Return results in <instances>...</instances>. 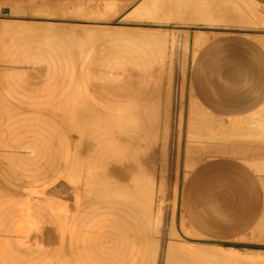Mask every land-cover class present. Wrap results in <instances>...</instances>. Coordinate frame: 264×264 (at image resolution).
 <instances>
[{
  "label": "bare ground",
  "instance_id": "1",
  "mask_svg": "<svg viewBox=\"0 0 264 264\" xmlns=\"http://www.w3.org/2000/svg\"><path fill=\"white\" fill-rule=\"evenodd\" d=\"M62 1L54 15L113 20L121 13L113 3L101 11ZM204 3L139 0L123 22L133 14L205 19L212 12ZM12 7L19 14L43 5L17 0ZM9 20L0 21V264H264L179 244L171 198L128 150L135 143L146 154L151 143L167 165L174 162L178 129L161 110L183 108V100L173 88L164 99L154 67L187 44L183 34L83 24L77 33L69 23Z\"/></svg>",
  "mask_w": 264,
  "mask_h": 264
},
{
  "label": "crops",
  "instance_id": "2",
  "mask_svg": "<svg viewBox=\"0 0 264 264\" xmlns=\"http://www.w3.org/2000/svg\"><path fill=\"white\" fill-rule=\"evenodd\" d=\"M204 4L212 12L210 17L178 23L196 21L193 25L208 27L206 23L214 22V0ZM220 7L221 22L236 27L217 37L209 35L213 38L203 45L189 70L200 111L190 112L186 151L190 148L192 158L204 159L183 184L182 219L199 238L256 247L259 243L245 242L251 241L257 227L263 229H258L260 236L254 242L264 239V0H222ZM186 27L178 34L187 42V31L191 39L195 32H213ZM246 29L252 34L241 32ZM177 50L171 48L168 55ZM184 128L185 118L181 142Z\"/></svg>",
  "mask_w": 264,
  "mask_h": 264
},
{
  "label": "rangeland",
  "instance_id": "3",
  "mask_svg": "<svg viewBox=\"0 0 264 264\" xmlns=\"http://www.w3.org/2000/svg\"><path fill=\"white\" fill-rule=\"evenodd\" d=\"M130 1V0H128ZM127 0H112V1H108V0H93L92 2H86V0H79V3L81 4H85L86 6H88V8H91L89 6L93 7H97V10H105L104 7H106V5L103 3H113L115 4L118 9L120 10L119 12H121L120 14L117 13L116 17L112 18L113 20H94V19H85V18H78V17H73V16H69L67 18L63 17V16H58V15H54L53 11L51 10L53 6L58 7V4H62L64 1H58V0H46V2H44L45 4H40L43 3L42 0H35V2L38 5H43L41 10H36V12H32L28 7H27V12L23 13L20 12L19 14L17 12H15V7L14 4L16 5L17 0H0V8L1 9V13H0V21L4 20H8V21H12L9 19H13L14 21L19 20V23H37L38 19L42 20V21H38V23H46L49 21V24H72L73 26H75V31L77 33L81 32V30L83 29V27H88V26H107L110 28V26H112L111 28L114 29H120L121 27L124 29L126 28H130L128 29V31L131 32H136V31H142L145 33H159L164 35V37H166L167 39H171L175 34L178 33H184L185 31H182L183 28H185V26H187L186 28H189L190 30H198V31H207L209 30V32L211 33L210 30H212L213 32L211 34H208L207 32H199L198 34H196L195 32V36L193 37L194 39H191L192 36L190 35V33H188V31L186 32V34L188 35V42L186 44L185 48H181L178 49L175 52H171L165 61V64L163 66L157 67L155 66V69H159L160 70V75H161V79L159 81V84L163 85V90H164V99H167V93H168V89L169 88H173L175 91L180 92L179 96L176 97V101L177 102H181V100H183V108L179 107V104H176V106L178 105V107H171L169 109L166 108V106L164 108H162L161 112H162V116H163V120L168 121V122H172V127L177 126L178 129V135L176 137H174L177 141H178V147L176 149V155L173 156V163L170 165H167V161L164 158L163 154L160 152V150L158 148H153L151 143H147L148 144V148H146V154H143L142 148L145 146H136L135 143L132 145H130L128 147V150L130 152H132V154H136L139 153V160L138 161L136 159V157H134L133 159L135 160V162L138 164L139 162H143L144 163V168H145V176H148L151 179H154V181L156 182V188L157 191L160 192L161 189H164L167 191L168 196L171 198V211L173 210L172 216L173 219L175 218V227H176V231H177V237H176V241L181 244V245H185V246H195L198 247L200 249H212V250H217L220 251L222 254L224 255H232V257L235 258H244V259H248V260H262L264 259V239L263 241H255L253 238H257L259 237V230L263 229L260 227H257V230L255 231V233L253 232V235L251 237V241H246V244H250V243H259V246L256 247H241L239 246V244H241L238 241H221V240H205L202 238L197 237V234L195 232H193V230L190 228V225H188L185 222V219H182V212H181V198H182V188H183V184L189 174V172L193 169V167L198 164V162H200L201 160H203L204 158H192L190 155V148H187L186 151V141H187V132H188V121H189V116H190V112L191 110H195V112H199V105L197 103L194 102V98H193V94L191 91V80H190V73L189 70L198 54V52L200 51V49L203 47V45L208 42L211 38L213 37H217L220 35H223L228 31V28H230V32H232L233 28L236 27L234 25H228L227 23H222L221 20V13H218L219 11H221V1L222 0H214V5H215V14L213 17L214 22H208L206 23V25H208V27H201L202 25H193L195 24V22H193L192 25H183L181 23L178 22H185V23H190V21H184L182 19L179 18H175V19H170V20H164L163 18L161 20H156L155 18H153L152 16H150L149 14H143L142 16H136L133 17L131 16V18H129L128 20H125L123 22L124 17H126V15H128V13L130 12H134L133 10L138 8V4H139V0H135L133 3H129L128 4ZM146 1V0H145ZM148 1V0H147ZM150 1V0H149ZM65 2H69V1H65ZM77 1H72L70 3H76ZM86 2V3H83ZM92 3V4H91ZM96 3V5H95ZM101 7L100 8V5ZM120 3V4H118ZM13 4V5H11ZM91 4V5H90ZM125 4V6L123 5ZM128 4V7H126ZM123 5V6H122ZM46 6V8L44 7ZM99 6V7H98ZM137 6V7H136ZM120 7V8H119ZM121 7H125L121 8ZM135 7V8H134ZM7 8L6 11H4ZM134 8V9H133ZM13 9V11H12ZM123 10V11H122ZM131 10V11H130ZM130 11V12H129ZM15 12V15L13 14ZM137 12V11H136ZM145 12V11H143ZM13 16H12V14ZM35 13V14H34ZM53 13V15H52ZM5 14V15H4ZM11 14V16L9 17V15ZM43 14V15H40ZM52 15L51 17L49 15ZM8 15V16H7ZM31 15V16H30ZM34 15V16H32ZM37 15V16H36ZM46 17H45V16ZM118 15V16H117ZM135 15H139L138 13ZM43 16V17H42ZM49 16V17H48ZM253 17V15H252ZM158 19V18H157ZM36 20V21H35ZM13 21V22H14ZM51 21V22H50ZM55 21V22H53ZM128 21V22H127ZM192 21V20H191ZM53 22V23H52ZM61 22V23H60ZM63 22V23H62ZM75 22V23H73ZM96 22V24H95ZM40 23V24H41ZM93 23V24H92ZM84 26H83V25ZM87 24V25H86ZM191 24V23H190ZM209 24H213V25H209ZM81 25V26H80ZM86 25V26H85ZM83 26V27H82ZM125 26V27H124ZM249 26L253 27V24ZM121 28V29H122ZM206 28H208L206 30ZM122 29V30H123ZM124 29V30H125ZM132 29V30H131ZM248 29V27H247ZM246 31H241L244 33H248V34H252V31L247 30ZM127 30V29H126ZM191 32V31H190ZM145 33H141L143 35H145ZM213 34V35H212ZM212 35L213 37L209 36ZM88 39V38H86ZM174 50V49H173ZM183 54H181V53ZM153 68V67H152ZM114 98V97H113ZM115 99H118V101H121L122 99H125V97L122 96H115ZM148 100H145V103H147ZM192 103V104H191ZM145 111H139L138 114L139 115H143L145 116L143 119L145 120L146 118V114L147 112ZM179 113L182 114L181 118L179 116ZM184 118H185V130L181 136L182 142L180 141V135L181 134V129L183 130L184 127ZM145 122V121H144ZM182 123V124H181ZM191 125V124H190ZM145 132H147L149 134L145 133V137H147L149 139H152L153 137V131L152 129H148L147 127H145ZM174 133V128L173 131ZM135 133V132H134ZM133 133V137L134 136ZM161 136H163L161 134ZM145 139V138H144ZM181 142V143H180ZM151 144V145H150ZM181 144V145H180ZM132 146V147H131ZM178 150V151H177ZM154 151H158V155L155 156V154H153ZM186 151V152H185ZM148 155V156H147ZM208 155V154H207ZM210 155V154H209ZM147 156V158H146ZM129 162H131L130 158L128 159ZM158 205H156V211L158 209L157 207ZM259 229V230H258ZM250 240V239H249ZM253 240V241H252ZM243 243V242H242ZM237 256V257H236ZM262 258V259H261Z\"/></svg>",
  "mask_w": 264,
  "mask_h": 264
}]
</instances>
